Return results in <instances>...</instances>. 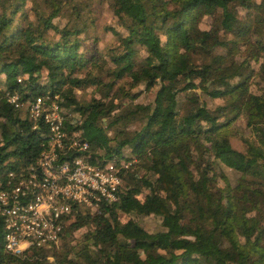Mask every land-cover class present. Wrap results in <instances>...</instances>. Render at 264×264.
<instances>
[{
	"label": "trees",
	"instance_id": "1",
	"mask_svg": "<svg viewBox=\"0 0 264 264\" xmlns=\"http://www.w3.org/2000/svg\"><path fill=\"white\" fill-rule=\"evenodd\" d=\"M102 4L122 29L106 27L118 42L106 50L85 18ZM0 8V190L47 142V125L30 116L37 96L59 95L64 130L88 141L91 162L128 164L118 199L97 212L74 209L51 247L9 254L0 227V264H264V93L251 88L256 75L264 80V0H0ZM140 85L155 89L151 102H135ZM90 87L103 95L83 101L76 90ZM204 96L222 103L210 109ZM240 116L254 139L238 149L227 127ZM124 149L134 158L124 160ZM219 163L239 173L226 202ZM151 214L159 231L138 222Z\"/></svg>",
	"mask_w": 264,
	"mask_h": 264
},
{
	"label": "built area",
	"instance_id": "2",
	"mask_svg": "<svg viewBox=\"0 0 264 264\" xmlns=\"http://www.w3.org/2000/svg\"><path fill=\"white\" fill-rule=\"evenodd\" d=\"M8 101L17 108L24 104L15 94ZM60 101L58 94L32 101L30 116L47 125V142L26 174L17 178L10 172L7 187L0 190L4 250L15 256L57 244L74 209L97 212L115 202L121 184L119 172L128 165L115 158L91 162L85 155L88 141L79 134L73 138L66 134Z\"/></svg>",
	"mask_w": 264,
	"mask_h": 264
},
{
	"label": "rangeland",
	"instance_id": "3",
	"mask_svg": "<svg viewBox=\"0 0 264 264\" xmlns=\"http://www.w3.org/2000/svg\"><path fill=\"white\" fill-rule=\"evenodd\" d=\"M27 6L28 7L30 6L29 2ZM0 12H1V8H0ZM240 13L242 15L244 14V11L241 10ZM85 18L87 19V21L92 20V23L89 28V32L90 34L96 35L98 37L97 47L99 49L106 50L110 47L117 45L118 42H117L116 35H114L110 30L106 29V27L112 26L119 31H122V29L117 25L116 17L112 14L111 10L108 8L106 4H102L101 6H98L92 13H89L88 15H86ZM55 21L57 22L58 19H55ZM64 22H65V19H62L61 23H64ZM209 22L210 20L205 17V19L201 23V28L203 29L208 28ZM80 37H83V35H80ZM93 42H94V38L89 37L85 39V42L83 45L85 47H88ZM138 50L139 52L143 54L142 49H138ZM261 61L262 59L260 60V62ZM253 65L255 69L258 70L260 63L259 62L254 63ZM44 75L45 74L43 73L42 81H44ZM253 82L254 83H252V86H251L252 90L255 91L256 93H259V92L264 93L263 91L264 80L262 79V77L256 75L253 79ZM76 92H77L78 97L82 99L83 101H86L89 98H92V96L102 97L103 95V91H97L95 88H91V87L87 88L84 91L76 90ZM133 92H136L138 94V97L135 100V102H139V103L151 102L155 97V89L145 90L143 85H140L139 87L133 89ZM197 93L201 94L200 91H197ZM204 98L208 102L210 109H214L215 106L222 103V99H219V98L210 99L207 96H204ZM227 130H229L228 134L230 135V138H231V144L235 148H238V149L240 148V143L243 138H246L247 140H250V141L254 139L253 133L251 132L250 128L246 126L245 120L242 116L232 121L229 127H227ZM106 132L109 136H113L114 134L112 130H107ZM244 146H245V143H244ZM199 155H201V157L203 156V160H204L210 156V153L208 152V150L205 151V149H203L201 151V154ZM123 156H124L123 158L124 160L126 158H134V155L129 153L128 149L123 150ZM215 168H216V172H219V173L222 172V174H224L226 178V179H223L221 175H218V185L223 188V191H224L223 198H224V201L226 202L227 196L229 194V190L232 188V186H235V184L237 183V178L239 176V173L225 166L224 164H220V163ZM122 218L125 219L124 216H122ZM161 220L162 219L160 216H156L152 214L138 218L139 224L148 232L159 231L162 228ZM90 228H92V226H86V227H83L77 230L74 233V240L75 241L82 240L83 236L90 230ZM74 240H73V243H75ZM53 260H54L53 256L50 259H48L50 263L53 262Z\"/></svg>",
	"mask_w": 264,
	"mask_h": 264
}]
</instances>
